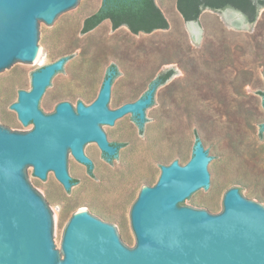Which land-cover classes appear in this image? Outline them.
<instances>
[{"label":"rangeland","instance_id":"obj_1","mask_svg":"<svg viewBox=\"0 0 264 264\" xmlns=\"http://www.w3.org/2000/svg\"><path fill=\"white\" fill-rule=\"evenodd\" d=\"M155 1L169 28L134 35L125 26L114 30L110 21L82 34L84 20L102 3L86 0L56 28L44 26L46 55L38 65L22 64L0 78V124L6 132L25 134L34 128L23 124L12 105L21 90L32 89L35 72L62 58L69 57L73 66L46 100V115L62 102L75 110L79 102L92 104L113 65L119 71L117 109L143 97L161 73L175 70L156 91L155 98L160 96L148 130L135 119L116 131L105 128L111 143L125 144L117 163L99 146L89 156L95 173L73 156L78 184L73 196L56 175L47 185L30 172L35 193L56 209V238L64 258L67 229L83 210L117 228L137 248L132 211L141 192L158 183L163 165H186L197 140L219 162L212 167L217 183L187 209L221 215L234 188L264 206V7L254 23L242 28L229 24L222 12L204 10L197 40L177 0Z\"/></svg>","mask_w":264,"mask_h":264},{"label":"water","instance_id":"obj_2","mask_svg":"<svg viewBox=\"0 0 264 264\" xmlns=\"http://www.w3.org/2000/svg\"><path fill=\"white\" fill-rule=\"evenodd\" d=\"M85 1L0 0V78L22 64L38 65L46 55L44 26L56 28ZM214 12L249 26L237 11ZM185 24L202 30L199 21ZM72 66L67 58L49 64L33 74L30 91L19 92L12 109L32 131L15 134L0 124V264H264L263 205L234 188L221 215L187 209L217 183L212 167L219 162L200 140L186 165L163 166L158 183L141 192L132 211L137 248L117 228L84 212L69 224L64 258L56 209L35 193L30 172L47 185L56 175L73 196V156L94 172L89 156L99 146L117 163L125 154L105 128L116 131L135 119L148 130L160 96L155 98L159 87L153 83L143 97L117 109L116 72L109 69L92 104L79 102L75 110L62 102L46 115V100Z\"/></svg>","mask_w":264,"mask_h":264},{"label":"trees","instance_id":"obj_3","mask_svg":"<svg viewBox=\"0 0 264 264\" xmlns=\"http://www.w3.org/2000/svg\"><path fill=\"white\" fill-rule=\"evenodd\" d=\"M262 7H264V0H177L178 12L186 22L199 21L203 11L208 8L213 11L226 9L237 11L252 24L256 21L259 9ZM105 21H110L114 30L125 26L134 35L152 34L155 31L169 28V23L155 0H102L99 10L84 20L82 34L92 32ZM65 58L68 61L70 59L69 57ZM110 69L116 72V78L119 75L117 67L113 65ZM174 75L175 70L172 69L161 73L151 85L156 83L158 87L163 86ZM136 99L139 98L134 97L131 101L134 102ZM262 130L264 131V127ZM141 132H143V128H141ZM112 145L119 149L125 146L120 143H112ZM231 183V181L227 182L224 187H228Z\"/></svg>","mask_w":264,"mask_h":264},{"label":"bare ground","instance_id":"obj_4","mask_svg":"<svg viewBox=\"0 0 264 264\" xmlns=\"http://www.w3.org/2000/svg\"><path fill=\"white\" fill-rule=\"evenodd\" d=\"M224 18L226 20H229L231 23H233L234 24L233 26H235L237 28L244 27L243 24L238 19H235L233 16H230L228 14H224ZM188 28H189V30H191L193 36H195L196 39L199 40L201 33H202V30L195 24L188 25ZM84 212H85V210L81 211L80 213H84Z\"/></svg>","mask_w":264,"mask_h":264},{"label":"flooded vegetation","instance_id":"obj_5","mask_svg":"<svg viewBox=\"0 0 264 264\" xmlns=\"http://www.w3.org/2000/svg\"><path fill=\"white\" fill-rule=\"evenodd\" d=\"M244 16V15H243ZM245 18V17H244ZM245 20H246V18H245ZM245 24H247V23H249L247 20H246V22H244ZM106 158H108L106 155H104Z\"/></svg>","mask_w":264,"mask_h":264}]
</instances>
